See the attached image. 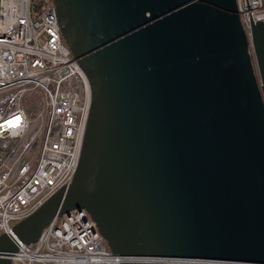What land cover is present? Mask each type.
Listing matches in <instances>:
<instances>
[{"label":"water","instance_id":"95a60500","mask_svg":"<svg viewBox=\"0 0 264 264\" xmlns=\"http://www.w3.org/2000/svg\"><path fill=\"white\" fill-rule=\"evenodd\" d=\"M91 105L79 164L11 230L85 209L113 254L264 264V23L237 0H54ZM17 245L0 235V264Z\"/></svg>","mask_w":264,"mask_h":264},{"label":"built area","instance_id":"2783aa9c","mask_svg":"<svg viewBox=\"0 0 264 264\" xmlns=\"http://www.w3.org/2000/svg\"><path fill=\"white\" fill-rule=\"evenodd\" d=\"M237 5L250 36L251 21L264 23V0ZM91 99L88 79L62 37L54 0H0V235H12L17 245L10 264L170 260L113 254L85 209L54 216L30 245L12 233L15 223L72 182Z\"/></svg>","mask_w":264,"mask_h":264},{"label":"snow or ice","instance_id":"6c2138e0","mask_svg":"<svg viewBox=\"0 0 264 264\" xmlns=\"http://www.w3.org/2000/svg\"><path fill=\"white\" fill-rule=\"evenodd\" d=\"M17 124H19V118L18 117L14 121V126L17 125Z\"/></svg>","mask_w":264,"mask_h":264},{"label":"trees","instance_id":"16d2710c","mask_svg":"<svg viewBox=\"0 0 264 264\" xmlns=\"http://www.w3.org/2000/svg\"><path fill=\"white\" fill-rule=\"evenodd\" d=\"M35 8L36 9H38L39 8V3H36V6H35ZM104 245L108 248V246H107V244L106 243H104Z\"/></svg>","mask_w":264,"mask_h":264}]
</instances>
